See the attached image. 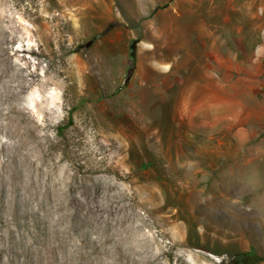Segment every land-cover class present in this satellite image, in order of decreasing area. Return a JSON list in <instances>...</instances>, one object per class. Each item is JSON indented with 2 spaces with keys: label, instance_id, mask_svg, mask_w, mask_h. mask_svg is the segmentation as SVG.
Instances as JSON below:
<instances>
[{
  "label": "rangeland",
  "instance_id": "374dc122",
  "mask_svg": "<svg viewBox=\"0 0 264 264\" xmlns=\"http://www.w3.org/2000/svg\"><path fill=\"white\" fill-rule=\"evenodd\" d=\"M19 90L15 124L82 186L60 224L113 264H264V0H0V109ZM3 177L0 260L23 264L39 232ZM81 238L54 250L103 262Z\"/></svg>",
  "mask_w": 264,
  "mask_h": 264
},
{
  "label": "bare ground",
  "instance_id": "6f19581e",
  "mask_svg": "<svg viewBox=\"0 0 264 264\" xmlns=\"http://www.w3.org/2000/svg\"><path fill=\"white\" fill-rule=\"evenodd\" d=\"M25 81L24 79L23 83ZM21 93V90L6 93L10 105L0 109V132L5 127L13 138L11 141L4 139L0 133V175L4 172L3 182L10 191H13L16 201L23 197L28 202L27 207L31 209L38 228L39 233L37 235L31 234L33 241L30 244V253H26L24 250V254H26L23 264H47V256L51 254H53L54 258L50 264H67V261L62 260L57 251L54 250L56 242H65L67 247H71L73 242L74 246H78V241L81 237L87 238L88 243L87 246L83 247V255L78 256V260L89 255L94 258L97 255H101L103 262L99 264H113L111 249H107L104 243H98L97 239L90 235L88 228L83 226L70 227L60 224L65 217L66 210L77 203V200L81 199L82 186L72 184L71 179H75V175L70 176L67 172L59 173L58 162L60 159H53L51 154L41 150L35 143L36 138L46 136L40 133L38 125H33L29 122L26 129H22V127L15 124L11 109ZM4 119H7V121ZM86 190L89 191L93 199H97L98 190L90 187L86 188ZM106 200L110 202V198ZM108 211L110 212V210ZM51 212L60 216L59 218L57 217L58 220L50 218L49 213ZM52 215L55 214L52 213ZM42 231L45 232L43 236L41 235ZM214 259L220 260L221 257L214 256ZM144 260L145 258L143 257L134 258L135 264H142ZM0 262L4 264L3 260H0ZM85 262L98 264V262L90 259H86Z\"/></svg>",
  "mask_w": 264,
  "mask_h": 264
},
{
  "label": "trees",
  "instance_id": "16d2710c",
  "mask_svg": "<svg viewBox=\"0 0 264 264\" xmlns=\"http://www.w3.org/2000/svg\"><path fill=\"white\" fill-rule=\"evenodd\" d=\"M150 157H151V162H152V163H156V161H157V159H156V155H155L154 153H151V154H150ZM242 260H243V264H245V263H246V262H245L246 259L243 258Z\"/></svg>",
  "mask_w": 264,
  "mask_h": 264
}]
</instances>
